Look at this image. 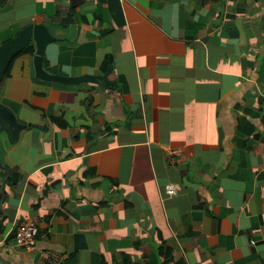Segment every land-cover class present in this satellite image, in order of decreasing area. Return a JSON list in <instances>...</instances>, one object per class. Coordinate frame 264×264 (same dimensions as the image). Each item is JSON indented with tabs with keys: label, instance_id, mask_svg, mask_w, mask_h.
<instances>
[{
	"label": "crops",
	"instance_id": "1",
	"mask_svg": "<svg viewBox=\"0 0 264 264\" xmlns=\"http://www.w3.org/2000/svg\"><path fill=\"white\" fill-rule=\"evenodd\" d=\"M9 2L0 30L56 37L47 71L109 69L121 89L12 62L0 104L23 128L0 132V264H264V0Z\"/></svg>",
	"mask_w": 264,
	"mask_h": 264
},
{
	"label": "water",
	"instance_id": "2",
	"mask_svg": "<svg viewBox=\"0 0 264 264\" xmlns=\"http://www.w3.org/2000/svg\"><path fill=\"white\" fill-rule=\"evenodd\" d=\"M2 1L0 0V4ZM45 24L42 22H32L23 25L13 36L5 39L0 43V82L3 79L5 69L12 57L19 52L27 43L32 41L34 52L32 54V66L34 77L38 79L54 81L61 84H77L80 82H91L100 87H110L120 90L116 80L108 77V70L100 74L82 73L79 75H67L47 71L42 59L47 44L55 40ZM23 128V123L16 119L13 111L7 106L0 104V132H4L9 143H14ZM0 167L8 170L2 165Z\"/></svg>",
	"mask_w": 264,
	"mask_h": 264
},
{
	"label": "built area",
	"instance_id": "3",
	"mask_svg": "<svg viewBox=\"0 0 264 264\" xmlns=\"http://www.w3.org/2000/svg\"><path fill=\"white\" fill-rule=\"evenodd\" d=\"M169 161L173 162L174 157H180L181 154L175 150H168ZM165 192L167 194H172L174 192V187L172 185H166ZM37 233V225L32 220H25L20 223L15 228L14 231V242L16 245L20 246L23 250H30L35 245V236ZM43 256L52 264H57L61 258L58 251H43Z\"/></svg>",
	"mask_w": 264,
	"mask_h": 264
},
{
	"label": "trees",
	"instance_id": "4",
	"mask_svg": "<svg viewBox=\"0 0 264 264\" xmlns=\"http://www.w3.org/2000/svg\"><path fill=\"white\" fill-rule=\"evenodd\" d=\"M19 29H20V27H16L15 25H12V24H7L3 29L0 30V43L2 41H4L5 39L13 36ZM33 52H34V45H33L32 41H30L19 52H17L12 57V59L9 61L8 65L5 69L3 79L10 74L12 62L15 60L16 57L20 56L21 54L32 55ZM61 60H69L71 62H76L78 60V55H77V53H75L74 55L70 56L68 54V52L66 54L63 53V54H61Z\"/></svg>",
	"mask_w": 264,
	"mask_h": 264
},
{
	"label": "rangeland",
	"instance_id": "5",
	"mask_svg": "<svg viewBox=\"0 0 264 264\" xmlns=\"http://www.w3.org/2000/svg\"><path fill=\"white\" fill-rule=\"evenodd\" d=\"M9 1H10V2H9ZM8 2H9V3H13V0H5V1H2V2H1V4H0V8H2V10L0 11V17H1L2 15H6V14H8L10 11L13 10V5L11 6V8L6 9V6H7ZM5 9H6V10H5ZM1 82H2V81H1ZM1 82H0V83H1ZM0 86H1V84H0Z\"/></svg>",
	"mask_w": 264,
	"mask_h": 264
}]
</instances>
